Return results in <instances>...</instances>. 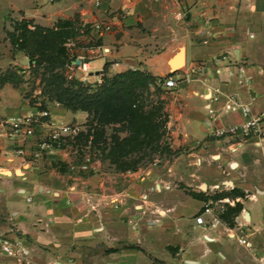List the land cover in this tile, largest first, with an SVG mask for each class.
Here are the masks:
<instances>
[{
    "label": "crops",
    "instance_id": "crops-1",
    "mask_svg": "<svg viewBox=\"0 0 264 264\" xmlns=\"http://www.w3.org/2000/svg\"><path fill=\"white\" fill-rule=\"evenodd\" d=\"M95 1L0 0V67L25 57L7 38L11 23L23 18L43 27L76 20L80 32L68 45L94 81L104 69L165 76L183 47L185 64L171 76L177 86L165 87L175 153L133 171L94 160L90 171L73 172L69 165L85 150L71 139L31 159L44 124L25 140L24 157L1 137L0 264H264V120L259 134L245 138L214 133L246 119L240 110L224 111L228 96L253 116L264 112V0ZM96 23L111 30L99 32ZM198 62L204 72L181 79ZM46 107L55 123L83 128L87 120V112L57 102ZM37 110L20 85L0 87L1 118ZM233 189L243 195L229 196ZM219 193L243 205L234 225H198L202 196ZM5 240L21 254L8 256Z\"/></svg>",
    "mask_w": 264,
    "mask_h": 264
},
{
    "label": "trees",
    "instance_id": "trees-1",
    "mask_svg": "<svg viewBox=\"0 0 264 264\" xmlns=\"http://www.w3.org/2000/svg\"><path fill=\"white\" fill-rule=\"evenodd\" d=\"M12 29L14 32L7 31V38L14 52L23 51L28 59V66L33 67L44 65V72L47 73L45 85L40 92V95L45 97L43 101L34 103L38 109H47V102H57L71 111H85L88 113V134L93 133L92 143H97L102 140L103 127L106 124L119 123L121 129L131 133L130 136L122 138L117 142L118 137L113 136L115 140V153L110 160V164L114 165L115 169L120 171L137 170L140 166L135 165V162L121 159L122 156L127 157L130 154L128 150L133 140L140 137L139 119H142V112L134 106L133 99L137 82L140 85H145L147 80L151 82L153 76L142 73L140 69L127 70L116 73L112 77H105L106 70L102 73L100 82H85L78 77L71 76L67 79L65 71H68L69 66L73 61H76L77 56L71 52L68 43L74 40L79 34L80 26L76 20H59L51 28H46L34 23L33 20L20 19ZM41 32V33H40ZM85 32V31H84ZM54 33L61 36V43L56 46V49L48 51L39 47L36 53L29 54L26 51L25 44L28 38L35 37V34ZM36 38V37H35ZM19 68H22L19 66ZM174 73H168L165 76H156V78L164 83L166 79ZM70 75V74H68ZM16 73L8 71V74H0V87L6 82L13 85H18ZM147 83V85L149 84ZM95 122V125H93ZM168 114L163 116V127L167 128ZM81 131L75 138L74 143L80 148H83L78 139L83 136ZM149 133H144V136ZM119 147V148H118ZM168 153L175 152L170 148H166ZM119 150V151H118ZM132 153V152H131ZM121 157V158H120ZM243 195V192H238L233 189L229 196ZM224 197V194L219 193L212 196H202L206 202L209 200H219ZM231 199V198H230ZM243 208L241 202L236 201L234 205L225 204V210L219 214L220 219L228 226L234 225V218ZM134 248L133 245L128 246Z\"/></svg>",
    "mask_w": 264,
    "mask_h": 264
},
{
    "label": "rangeland",
    "instance_id": "rangeland-1",
    "mask_svg": "<svg viewBox=\"0 0 264 264\" xmlns=\"http://www.w3.org/2000/svg\"><path fill=\"white\" fill-rule=\"evenodd\" d=\"M17 21L18 20L11 23V26L13 28L18 23ZM14 31L13 29L11 30V32ZM40 33L35 34L36 38L33 37L27 39L25 47L26 51L29 54L36 53L39 47L47 49L48 51H52L56 49V46L59 43H61V36L58 34L46 33L44 35ZM1 52L5 53V50L3 42L0 41V53ZM19 52H21L22 55L27 57L23 51ZM44 65L37 66L36 64L33 67H29L28 63L25 65H20L17 63L10 64L9 66L0 67V74L7 75L8 71L16 73L15 80L19 81L18 85L22 87L24 98L28 99L31 104L39 103L45 98L43 97L45 95H40V92L43 89L47 78V73L44 72ZM19 66H21L22 68H19ZM139 71L152 75L153 80L151 82L147 80V83L149 82L148 85L147 83H145V85H140V83L137 82L136 87H133V90L136 94L133 98L135 100L134 106L142 112L143 116L142 119H139L138 126L141 129V134L139 139L133 140L131 145L129 146L128 150L130 151V154L127 157L122 156V158H120L126 161L135 162V165L142 167L147 166L148 164H151L165 156L170 157L171 153H168L166 149L169 146L168 129H165L163 127V116L165 113H167L165 110V95L167 90L164 87L163 83H161L156 78V75H153L151 72L144 69H140ZM71 73L72 76L79 78L82 72H77L75 69L74 71H71ZM116 73L119 72L106 71L104 75L105 77H112ZM68 74L69 69L68 71H65V75L67 79H70L71 77ZM93 79L94 78L88 79L86 76L85 82H100L102 79V75L101 77H99V81H94ZM88 117L89 116H87V120L84 123V127L81 129L84 134L78 139V141L83 144V148L86 152L93 155L94 160L102 163H110V160L116 151L114 149L115 140H113L112 137H118V142L121 141L122 138L130 136L131 133L122 130L121 124L119 123L106 124L103 127L104 131L102 135V140L97 143H92V138L94 135L92 131H90V133L88 134V129L90 126L88 125ZM93 125H95V122H93ZM144 133L149 134L144 136Z\"/></svg>",
    "mask_w": 264,
    "mask_h": 264
},
{
    "label": "built area",
    "instance_id": "built-area-1",
    "mask_svg": "<svg viewBox=\"0 0 264 264\" xmlns=\"http://www.w3.org/2000/svg\"><path fill=\"white\" fill-rule=\"evenodd\" d=\"M102 0H96V5H100ZM94 28L99 32H107L111 30V26L105 23H96ZM76 68L82 72V77H79L82 81H85L88 76L87 64L81 62L76 65L75 61L69 66V76L71 77V71ZM204 72L203 64L194 63L184 70L181 74V79H191L196 75H200ZM178 81L169 77L163 83L166 88H173L177 86ZM219 92V90H217ZM236 110L242 111L246 117L245 121L241 124H234L227 127H218L214 133L218 137H230L241 136L243 138L250 136L251 134H259L261 132L260 125L264 120V112L258 116H253L250 113L248 105L241 103L234 96H228L227 102L224 106L225 112H233ZM209 113H213V110L208 107ZM50 114L47 109H38L34 114L19 115L16 117H0V138L3 137L6 140L13 141L14 147L12 153L17 156L24 157L27 154V150L24 147V142L30 137H34L37 132V126L44 124L48 127L46 134L36 141L35 147L29 152L31 159L38 160L47 154L55 153L62 149L67 144L68 139L74 141V138L81 132V127L75 124H64L52 122L49 118ZM0 149V153H1ZM5 154H9V151H5ZM94 162L92 154L83 151L80 159L73 161L69 165V170L73 172H88ZM28 201L31 199L28 198ZM233 204V200L229 198L219 200H209L203 205L201 212L196 216L195 221L198 225L203 227H214L222 222L219 214L225 210V204ZM205 214H209L211 218L206 220ZM239 242L246 246H250L249 241L245 237H240ZM6 247L5 253L8 256H16L18 252L21 254V250H13L10 247L8 241H4ZM264 262V259H263ZM54 264H61L59 262Z\"/></svg>",
    "mask_w": 264,
    "mask_h": 264
},
{
    "label": "water",
    "instance_id": "water-1",
    "mask_svg": "<svg viewBox=\"0 0 264 264\" xmlns=\"http://www.w3.org/2000/svg\"><path fill=\"white\" fill-rule=\"evenodd\" d=\"M27 63H28L27 57H23L21 60H19L20 65H25ZM75 63L76 65H79L81 63V60L76 59ZM184 64H185V52H184V48L181 47L179 51L168 61L170 73L177 72L179 69H181V67H183Z\"/></svg>",
    "mask_w": 264,
    "mask_h": 264
}]
</instances>
